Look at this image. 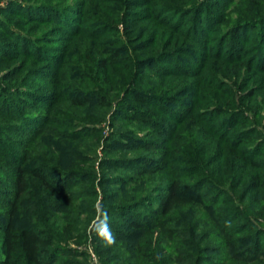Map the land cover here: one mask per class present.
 Returning <instances> with one entry per match:
<instances>
[{
	"label": "trees",
	"instance_id": "1",
	"mask_svg": "<svg viewBox=\"0 0 264 264\" xmlns=\"http://www.w3.org/2000/svg\"><path fill=\"white\" fill-rule=\"evenodd\" d=\"M0 139V264H264V0H7Z\"/></svg>",
	"mask_w": 264,
	"mask_h": 264
},
{
	"label": "rangeland",
	"instance_id": "2",
	"mask_svg": "<svg viewBox=\"0 0 264 264\" xmlns=\"http://www.w3.org/2000/svg\"><path fill=\"white\" fill-rule=\"evenodd\" d=\"M7 2V0H0V5L2 4V5H4L5 3ZM49 28V25H38L37 26V28L34 30V35L35 34H39L40 36H45V37H48L49 35H46V34H48V32H47V29ZM10 64H12V63H10ZM18 65H20L19 63H17V64H15V65H13L12 66V68L14 69L16 66H18ZM29 113H31V114H34V110H32V109H30V111H28ZM16 117H19L18 115H16ZM108 132V128L106 127L105 129H104V133L106 134ZM1 140V139H0ZM103 155H101V152H100V147L97 149V161H99L100 160V158L102 157ZM101 161V160H100ZM97 163L98 162H96L95 164L97 165ZM115 172H117V170H114ZM55 176V175H54ZM97 205H98V203H97ZM106 216L107 217V219H106V221H105V223H103L102 225H101V230L102 229H105L106 228V226H108L109 224H110V213H109V211H106V210H102L101 208H97V211H96V214H95V217H94V219L92 220V221H90V224L87 226V232L89 231V229L88 228H91V226L93 225V223H94V221L95 220H97V219H99L101 216ZM114 220H116V218L114 219ZM118 220V219H117ZM89 233V232H88ZM87 236H89L90 237V234H87ZM88 237V240H87V244H88V249L86 250L87 251V253L89 254L88 256V258H89V262H90V264H100V260H99V257L97 256V254H95V252H93V248L91 247V245H90V238ZM200 256H203V254L202 255H200ZM208 256H210V257H214L215 256V254L213 253V254H210V255H208ZM209 257V258H210ZM200 264H205V263H200Z\"/></svg>",
	"mask_w": 264,
	"mask_h": 264
},
{
	"label": "clouds",
	"instance_id": "3",
	"mask_svg": "<svg viewBox=\"0 0 264 264\" xmlns=\"http://www.w3.org/2000/svg\"><path fill=\"white\" fill-rule=\"evenodd\" d=\"M102 239L104 240V242H105L106 244H111V243H113V238H112L111 235L108 234V233L104 234V235L102 236Z\"/></svg>",
	"mask_w": 264,
	"mask_h": 264
}]
</instances>
